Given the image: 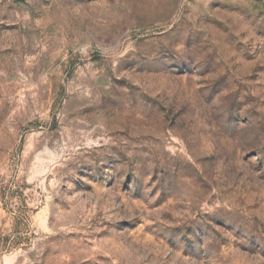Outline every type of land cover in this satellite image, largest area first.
I'll list each match as a JSON object with an SVG mask.
<instances>
[{
	"label": "rangeland",
	"instance_id": "1",
	"mask_svg": "<svg viewBox=\"0 0 264 264\" xmlns=\"http://www.w3.org/2000/svg\"><path fill=\"white\" fill-rule=\"evenodd\" d=\"M0 264H264V0H0Z\"/></svg>",
	"mask_w": 264,
	"mask_h": 264
}]
</instances>
